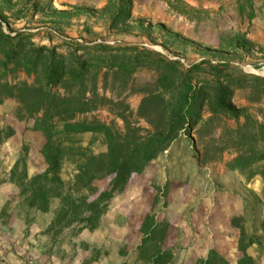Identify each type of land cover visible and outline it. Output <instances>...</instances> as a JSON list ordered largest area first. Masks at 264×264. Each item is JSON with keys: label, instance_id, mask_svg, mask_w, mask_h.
<instances>
[{"label": "rangeland", "instance_id": "1", "mask_svg": "<svg viewBox=\"0 0 264 264\" xmlns=\"http://www.w3.org/2000/svg\"><path fill=\"white\" fill-rule=\"evenodd\" d=\"M1 34L15 39L18 52L9 62L6 54L13 45L0 40V129L15 130L0 144V214L18 199L8 174L24 147L30 176L46 168L40 152L44 136L34 129L45 94L56 96V104L62 98H101L95 99L92 111L76 114L75 121H98L124 132V115L144 136L165 131L175 99L159 84L160 73L154 68L126 73L93 67L87 79L66 74L53 89L46 85L51 63L70 68L76 59L86 62L102 54L98 45L108 46L106 56L140 47L179 62L177 69L201 93V119L191 135H180L136 175L134 185L115 196L100 229L79 237L65 235L52 256L64 264H133L140 226L154 205L159 224L169 226L166 246L173 250L176 264H195L212 250L236 264L240 230L234 222L243 220L249 231L257 223L263 251L260 255L253 246L248 253L264 264L263 180L229 168L240 151L253 146L241 141L240 132L252 123L264 124V82L250 77H264V0H0ZM220 82L229 87L228 103L240 113L237 119L211 110L214 87ZM59 111H53L57 123L66 117ZM78 138L62 160L66 182L93 155L107 151L99 134ZM260 148L258 144L254 150ZM106 184L107 179L96 182L98 188ZM54 208L32 212L29 223L20 218L4 227L0 222V264H49L52 256L38 254L48 240L43 232ZM96 251L97 261H90Z\"/></svg>", "mask_w": 264, "mask_h": 264}, {"label": "trees", "instance_id": "2", "mask_svg": "<svg viewBox=\"0 0 264 264\" xmlns=\"http://www.w3.org/2000/svg\"><path fill=\"white\" fill-rule=\"evenodd\" d=\"M0 36L1 41L13 45L15 40L13 37L7 34ZM95 48L101 49L102 54L94 57L91 55L83 63L76 59L70 64V68L51 63L47 70V87L53 89L59 85L66 74L77 80L87 79L94 70H97L96 67L100 66L126 73L135 72L139 67H151L160 73L158 82L165 92L172 93L175 103L170 104L168 108L165 131L146 136L141 134L139 128L132 127L124 115H120L126 126L124 132L98 121H75L76 114L90 112L96 107L95 99H101L98 95L95 99L89 100L74 101L62 98L61 103L56 104L55 99H58L56 96L45 94L43 96L46 97L45 102L40 100L41 104L35 105L43 111L42 116L35 119L34 129L44 136L40 152L46 162V168L43 172L30 176L25 157L28 149L24 147L23 155L8 174V181L19 191L18 199L15 205L12 204L11 207L9 204L2 210L0 222L4 227L20 218L26 219L29 223L32 212L48 213L55 205L51 222L43 232V236L48 237V240L39 246L43 256L51 257L54 249L69 233L79 237L85 231L94 232L100 229L115 196L134 185L135 179L138 178L136 175L143 174L147 166L164 154L180 135H191L201 119L203 108V102L199 99L201 93L197 92L187 81L186 76L177 69L179 62L140 47L120 49L118 51L122 54L115 56L103 55L108 46L98 45ZM17 52L18 46L14 44L6 54V60L14 61ZM93 67L96 69L92 70ZM250 77L256 82H264V77L254 75ZM236 83H240V80ZM228 88L221 82L217 83L214 87L216 95L211 110L214 114H224L237 119L240 113L233 111L228 103ZM55 109L60 110L58 112L60 116L66 114V117L60 118L59 123L54 120ZM87 133L101 135L107 145V151L93 155L86 165L77 170L74 179L66 182L61 177L63 157L68 149H75L72 145L79 141L78 137ZM14 135L15 130L11 127L0 129V144ZM240 139L253 146L249 151H240L229 164V168L247 178L260 176L264 184V124L252 123L249 130L240 132ZM258 144L261 148L254 150ZM103 179H107L106 186L98 188L96 182ZM158 200L155 198L156 202ZM243 221L234 222V226H238L240 230L236 264H258L249 255L248 250L257 246L261 255L262 236L258 237L260 231L256 222H253L252 230L249 231L245 220ZM168 231V224H159L152 205L140 226L141 240L134 250L137 258L133 264H176L173 250L166 246ZM99 255L96 251L94 259L90 261H97ZM195 264L232 262L212 250L206 259L198 260Z\"/></svg>", "mask_w": 264, "mask_h": 264}, {"label": "crops", "instance_id": "3", "mask_svg": "<svg viewBox=\"0 0 264 264\" xmlns=\"http://www.w3.org/2000/svg\"><path fill=\"white\" fill-rule=\"evenodd\" d=\"M15 243H16L17 246L19 245L18 242L15 241ZM20 249H22V248L20 247ZM38 255L42 257V253H39ZM11 256H12V255H10V259H11V261H13V258H11ZM63 261H65V260L56 259L55 256H52V257H51V260L48 261V263H49V264H60V263H62ZM78 262H79V261H78ZM63 264H64V262H63ZM79 264H80V263H79ZM193 264H194V263H193Z\"/></svg>", "mask_w": 264, "mask_h": 264}]
</instances>
